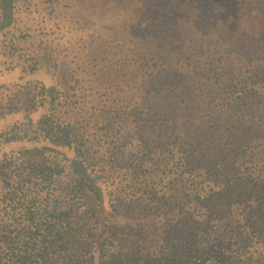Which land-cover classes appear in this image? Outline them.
Masks as SVG:
<instances>
[{"label": "trees", "instance_id": "1", "mask_svg": "<svg viewBox=\"0 0 264 264\" xmlns=\"http://www.w3.org/2000/svg\"><path fill=\"white\" fill-rule=\"evenodd\" d=\"M19 1L0 0V19ZM116 4L91 37L138 69L144 106L94 103L73 76L0 83V122L28 121L0 158V264H264V0ZM123 14L118 41L108 21ZM41 15L47 33L0 39V72L51 73L26 48L56 29Z\"/></svg>", "mask_w": 264, "mask_h": 264}, {"label": "rangeland", "instance_id": "2", "mask_svg": "<svg viewBox=\"0 0 264 264\" xmlns=\"http://www.w3.org/2000/svg\"><path fill=\"white\" fill-rule=\"evenodd\" d=\"M28 1L20 0L18 3L13 2L17 5L12 6L9 14L1 13L0 39L10 30L15 29L19 25L23 26L24 24L31 26L35 34L42 28L47 33L45 24L49 26L54 25V23H51L53 20L46 21L41 14L55 16L54 19L58 20L56 29L53 30V27H48L50 32L48 35H44L43 38L45 41H43L41 46H36L39 42L26 44V48L30 50L34 47L39 51L42 50L43 62L50 64L52 71L51 73L47 71L24 73L14 71L6 72L7 70H3L0 72V83L6 84L7 87L28 82H32L31 84L35 85L37 81L45 82L44 78L46 77H49L53 82L55 77L57 80L60 77H68L70 80V77L73 76L74 79L72 77L73 80L71 81L73 83L80 81L84 89L87 90V94L90 95V98L94 99V103L113 95L120 101V106H123V111L126 109V104L133 107L135 103H141V106H144L142 104V96L144 95L143 78L142 76H137L138 69L134 66L123 64L124 62L118 65L111 63L109 58L111 61H114L113 53H107V48L104 49L98 43L101 41L99 39H97L98 42L94 41L91 37V30L93 28L91 23L94 18L99 16V13L96 15L97 10L103 6L108 7V10H111V8H122L124 5L118 7L116 4L120 0H31L36 4V10H33L34 16L28 11L31 10L27 7ZM138 6L139 4L135 8ZM60 20L63 25L69 27L68 31H60ZM124 22H126L124 14L119 19L113 18V20L110 19L108 21V30L113 28L118 31L116 33L117 35L114 36V39L118 41L123 39L124 31H120V28ZM105 40H108L107 37H105ZM46 43L49 46L44 45ZM65 56L66 64L64 67H60V62H63L60 60H63ZM54 64H56V67H52ZM45 74L49 76H45ZM56 88L54 94L47 96L46 107L43 111H47L52 97L60 90V86L59 88L56 86ZM39 114L38 112L32 113L31 115L34 116L32 119L37 120ZM26 120V116L17 115L0 122V158L3 157L5 152L11 151L14 148L5 144L6 136L12 132L15 126H27L25 125L28 122ZM26 144L27 146L31 145V143ZM60 150L70 158L76 157L67 148L62 147ZM98 184L106 196L105 208L107 214L110 216V222L117 224V220L114 218L109 206L106 186L99 182Z\"/></svg>", "mask_w": 264, "mask_h": 264}]
</instances>
